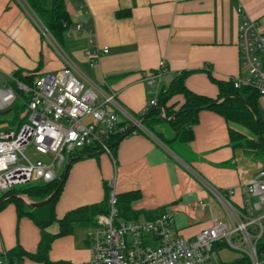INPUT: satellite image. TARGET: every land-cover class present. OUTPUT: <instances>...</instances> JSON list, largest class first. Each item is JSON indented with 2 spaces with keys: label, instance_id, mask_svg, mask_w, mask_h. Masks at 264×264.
Masks as SVG:
<instances>
[{
  "label": "crops",
  "instance_id": "0c3cea01",
  "mask_svg": "<svg viewBox=\"0 0 264 264\" xmlns=\"http://www.w3.org/2000/svg\"><path fill=\"white\" fill-rule=\"evenodd\" d=\"M62 1L68 18L56 38L50 31L42 33L46 25L35 9L38 3L50 7L52 0H0V80L16 71L34 78L58 71L69 58L83 77L116 92L119 104L137 118L145 113L150 98L142 73L154 71L160 61L165 62V71L157 98L181 73L188 89L211 98L218 96L219 89L210 76L229 81L240 73L239 5L264 33V0ZM75 25L81 30L70 28ZM94 46H107L108 52L90 65L84 51ZM181 100L175 94L170 102ZM257 106L264 124V95L258 97ZM155 125L156 132L172 139L168 144L148 129H134L111 146V153L85 155L80 150L75 154L53 205L56 220L43 229L26 214L30 208L22 200L21 205L5 203L0 208V251L16 248L37 254L44 231L55 235L45 252L47 262L26 254L17 264L87 263L96 223L72 222L70 231L58 234L57 219L76 208L101 203L108 194L109 179H115L119 220L143 221L168 211L174 231L192 238L213 218L225 219L209 187L234 189L229 200L241 204L240 182L263 164L253 162L242 146H236L231 131L248 139L256 135L210 108L197 112L189 141L173 140L169 123ZM218 254L222 260L236 257L224 247Z\"/></svg>",
  "mask_w": 264,
  "mask_h": 264
},
{
  "label": "built area",
  "instance_id": "2783aa9c",
  "mask_svg": "<svg viewBox=\"0 0 264 264\" xmlns=\"http://www.w3.org/2000/svg\"><path fill=\"white\" fill-rule=\"evenodd\" d=\"M237 13L241 16V71L230 80L236 88L250 87L264 95V33L241 5ZM70 28L81 30L80 25ZM42 33L48 34V28L44 26ZM106 52L107 46H94L86 48L84 54L93 65ZM164 71L165 62L160 61L154 71L142 73L150 94L145 112L157 105ZM17 97L26 112L17 128L0 130V199L15 186L59 178L85 147L111 153V142L132 125L146 129L141 117L132 116L119 104L116 92L83 77L69 58L61 70L42 73L30 85L14 74L1 79L0 114L10 111ZM76 149L79 151L72 153ZM114 184L115 179L107 181L108 210L94 217L97 227L90 233L91 255L85 264H264V167L240 182L242 202L238 206L229 200L234 189L221 191L210 186L226 218H213L192 238L174 231L168 211L143 221L119 220ZM222 247L236 257L222 260L218 254ZM0 264H10L4 249Z\"/></svg>",
  "mask_w": 264,
  "mask_h": 264
},
{
  "label": "trees",
  "instance_id": "16d2710c",
  "mask_svg": "<svg viewBox=\"0 0 264 264\" xmlns=\"http://www.w3.org/2000/svg\"><path fill=\"white\" fill-rule=\"evenodd\" d=\"M35 3L33 2V5ZM35 9L41 15L42 21L56 38L65 30L67 24V12L65 10L62 0H52L51 6L47 7L41 3L35 6ZM14 75L23 83L32 84L34 80V74H23L20 71H16ZM185 73H181L173 78L169 87L166 90H162L157 98V105L152 106L147 112H145L141 118H145L143 125L146 129L154 133L162 142L168 144L172 139H168L162 136L161 133L154 130V125L166 120L172 128L174 135L173 140L189 141L192 136V130L190 126L197 121V112L202 108H210L216 110L225 117L228 121L237 123L252 131L255 135V139H248L243 134L237 131H231V139L235 142L236 146H242L247 155L264 153V124L258 115L257 100L260 96L256 90L250 87H234L232 81H220L210 76V79L217 85L219 89L218 96L211 98L209 96L198 94L184 85ZM181 95L182 100L180 102H170L173 95ZM15 112H18L19 108L23 109L21 115V121L25 117V105L15 104ZM161 109H163L164 115H161ZM119 137V136H117ZM85 155L94 153L91 148H83L81 153ZM70 164H67L62 175L48 183L41 184H29L27 186L20 187L18 189H11L8 193V198L3 199L0 203V208L8 201H15L19 205L22 201L14 196V194H20L27 196L32 202L45 199L51 194L52 191L57 189L55 196L45 205L40 207H31L30 211L26 214L30 215L35 222L43 229L47 224L56 220L54 215L53 205L57 200L59 193L62 189L67 169ZM264 167V165H263ZM117 208L118 199H117ZM107 206V193L105 199L101 203L92 204L85 207H79L67 212L61 219H57L59 223V233L65 234L70 231L72 222L80 220L87 221L88 223L95 222V215L97 213H106ZM161 213H158L159 215ZM121 215L119 211V216ZM155 216H150L148 219H152ZM41 240L39 243V249L37 254L29 255L23 250L12 249L6 251V257L10 264L17 263L19 257L28 254L33 258H38L47 262L46 250L49 247V243L55 235L47 234L43 231ZM1 255V251H0ZM237 261V260H236ZM51 264V263H49ZM55 264V263H53Z\"/></svg>",
  "mask_w": 264,
  "mask_h": 264
},
{
  "label": "rangeland",
  "instance_id": "374dc122",
  "mask_svg": "<svg viewBox=\"0 0 264 264\" xmlns=\"http://www.w3.org/2000/svg\"><path fill=\"white\" fill-rule=\"evenodd\" d=\"M22 102H23L22 99L20 97H17V100L13 104L12 109L9 112H7L6 114H0V130L17 128L18 124L21 122V115L23 113V109L19 108L18 112H15L14 106H15V104L16 105L22 104ZM160 123L168 124V122L166 120H162L161 122H159V124ZM30 150H31V148L29 147L27 149L28 154H29ZM78 151L79 150L76 149V150L72 151V153H76ZM250 156H251V159L253 162L257 163L259 161L264 165V153H259V154L252 153ZM27 185H29V184L18 185V186H15L14 189H18L20 187L27 186ZM21 197H22V195H21Z\"/></svg>",
  "mask_w": 264,
  "mask_h": 264
},
{
  "label": "water",
  "instance_id": "95a60500",
  "mask_svg": "<svg viewBox=\"0 0 264 264\" xmlns=\"http://www.w3.org/2000/svg\"><path fill=\"white\" fill-rule=\"evenodd\" d=\"M7 112H9V109L1 112V114H6ZM144 119L145 118H141L140 123H143ZM134 129H135V126L132 125L126 133H124L116 141H114L113 143H111L110 144V147L112 145H114L116 142H118L120 139H122L124 136H126L127 134H129ZM103 152H104L103 150H100V151L95 152L94 154H99V153H103ZM71 162H72V159L68 162V164H70ZM56 192H57V189H55L54 191H52L51 194L49 196H47L45 199L40 200V201H35V202H26V201H24V199L21 197L20 194H14V196L16 198L22 200L24 202V204H26L28 206H31V207H40V206H43V205L47 204L55 196ZM8 196L9 195H7V196L3 197L2 199H0V203L2 202L3 199L8 198Z\"/></svg>",
  "mask_w": 264,
  "mask_h": 264
}]
</instances>
